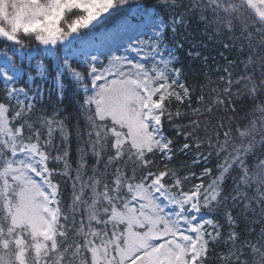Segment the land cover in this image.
Segmentation results:
<instances>
[{
	"label": "snow or ice",
	"instance_id": "obj_1",
	"mask_svg": "<svg viewBox=\"0 0 264 264\" xmlns=\"http://www.w3.org/2000/svg\"><path fill=\"white\" fill-rule=\"evenodd\" d=\"M0 264H264V0H0Z\"/></svg>",
	"mask_w": 264,
	"mask_h": 264
},
{
	"label": "trees",
	"instance_id": "obj_2",
	"mask_svg": "<svg viewBox=\"0 0 264 264\" xmlns=\"http://www.w3.org/2000/svg\"><path fill=\"white\" fill-rule=\"evenodd\" d=\"M191 30L194 33V37H193L194 41H196V42L204 41V42H206L208 44L207 49H202V51H204L205 54L215 55V54L219 53L220 51H223V49H221L220 47H218L217 45H215L213 42L208 41L207 40V37H202L199 34V29H197V27H196L195 24L192 25ZM186 47H187V45H186ZM225 55H227V56H229L231 58L232 56L235 55V53H229V52H226L225 51ZM218 59H219V57H218ZM220 63L223 64L224 61L223 60H220ZM209 64L214 67V65H213V63H212L211 60L209 61ZM212 78L213 79L215 78V73L212 74ZM187 82H188L189 86L191 87L194 84L196 86H199L201 83H204L205 81H204L203 75H189ZM195 95L196 94H194V98H195Z\"/></svg>",
	"mask_w": 264,
	"mask_h": 264
}]
</instances>
